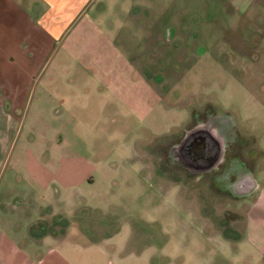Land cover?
I'll return each mask as SVG.
<instances>
[{
  "label": "rangeland",
  "instance_id": "1",
  "mask_svg": "<svg viewBox=\"0 0 264 264\" xmlns=\"http://www.w3.org/2000/svg\"><path fill=\"white\" fill-rule=\"evenodd\" d=\"M104 2L85 13L75 42L53 46L49 94L63 118L37 125L27 141L35 158L58 169L59 181L75 186L52 181L54 227L68 241L81 232L86 248L68 243L61 251L63 242L51 240L53 257L75 264L259 261L264 220L246 223L262 211L252 205L258 191L237 200L209 172L173 163L168 148L194 114L230 116L246 140L243 158L250 165L258 154L251 170L264 182V0ZM23 133L0 195L12 167L25 164Z\"/></svg>",
  "mask_w": 264,
  "mask_h": 264
},
{
  "label": "crops",
  "instance_id": "2",
  "mask_svg": "<svg viewBox=\"0 0 264 264\" xmlns=\"http://www.w3.org/2000/svg\"><path fill=\"white\" fill-rule=\"evenodd\" d=\"M99 5L104 8L106 3L104 0H0V177L22 132L24 150L19 155L26 156L25 164L12 167L8 174L11 179L6 180L4 187L7 190L0 195V264H75L61 255L53 257L56 250L50 246L51 240L57 245L63 242V248L59 246L61 251L68 243L73 248H86L84 242H78V237H83L81 232L68 241L54 227L60 224V218L52 210L53 200L49 196L52 181L65 189L75 188L74 184L59 181L58 169L52 172L45 159L35 158L32 144L27 141L33 137L37 125L63 118L49 94L52 75L56 73L46 72L53 46L75 42L82 33L79 29L84 25L85 13L97 10ZM69 56L78 58L76 54ZM78 118L80 121L79 113ZM262 149L257 151L259 156H264ZM255 158L245 166L254 178L251 167L254 168ZM255 180L257 188L250 196L235 199L249 198L258 191L257 202L252 205L262 211L249 213L251 219H245L246 223L253 220L258 224L264 220V207H260L264 206V182ZM53 218L55 223H51ZM256 251L261 259L251 264H264V246Z\"/></svg>",
  "mask_w": 264,
  "mask_h": 264
},
{
  "label": "flooded vegetation",
  "instance_id": "3",
  "mask_svg": "<svg viewBox=\"0 0 264 264\" xmlns=\"http://www.w3.org/2000/svg\"><path fill=\"white\" fill-rule=\"evenodd\" d=\"M209 116L206 115L205 117H200L194 114L193 123L184 131V135L182 136V138L176 141L177 143H173L172 145L169 146L168 156L171 157L170 159L173 163L176 162L175 164H177L178 161H180L183 162L185 165H190V162H192L191 157L189 159V157L187 156V159H185L182 156H180V154L178 155L177 151L176 154H172L170 150L173 146L179 144L182 141V139L185 137L187 132L195 128V126L197 125L200 126V128L202 129L200 130L201 132L210 131L211 130L210 126L205 125L207 123ZM211 132H212V137H214V139L211 138L212 143L214 144L213 145L214 150H212L213 152L211 151L212 153L210 155L217 154L221 151H223V155L220 161L218 162V164L209 171V174L212 177L214 184H216V186L221 191L223 190L227 191L228 188L233 187L235 183L241 181V178H243L239 166L242 165L244 168L245 166L248 167L246 160L243 158V150L247 146L245 144L246 140L240 137L237 128L234 131L233 127L227 128L224 123L218 124V127H216ZM196 134L197 133H195L194 135L192 134L188 137L186 141L188 143L185 142L186 144L184 143L181 147L182 151L186 149L187 153H189V148L190 147L193 148L195 143L198 141V139H196L197 136ZM181 150H179V152ZM210 155L207 154L206 156L207 158L205 160H202L201 164H203L204 166L210 165L212 163L210 159L214 156V155L213 156ZM172 158L174 160H172ZM186 169L190 172L189 168ZM226 193L228 194L229 192L227 191Z\"/></svg>",
  "mask_w": 264,
  "mask_h": 264
},
{
  "label": "water",
  "instance_id": "4",
  "mask_svg": "<svg viewBox=\"0 0 264 264\" xmlns=\"http://www.w3.org/2000/svg\"><path fill=\"white\" fill-rule=\"evenodd\" d=\"M220 123L226 124L227 128H231L233 126L230 116L210 115L208 117L207 123L205 124V125L210 126L211 128L210 131L201 132L200 130L202 129L200 128V126L197 125L195 126V128L187 132V134L182 139V141L179 144L173 146L170 152L172 154H176V151H177L178 155L180 154V156H182L185 159H187V156L189 157V159L191 157L192 162H190V165H185L183 162L178 161V164L185 168H189L190 172L192 173L202 174V173L209 172L211 169H213L218 164V162L220 161L223 155V151L217 154L210 155L213 152L212 150H214L213 149L214 144L212 143V139H214V137H212L211 131L214 130L216 127H218V124ZM195 133H197L196 139H198V141L195 143L193 148L189 146L190 147L189 153H187L186 149L182 151L181 150L182 145L187 141L190 135L192 134L194 135ZM179 150H181L180 151L181 153L179 152ZM207 154L210 156H213V155L214 156L210 159L212 163L208 166H204L201 163H202V160H205L207 158L206 157ZM242 167H243L242 165L239 166V169H241V173L243 176V178H241V181H238L235 184L233 183L234 186L227 189V191L231 194V196L235 198H243V197L250 196L257 188V182L255 178L253 177L252 173L249 170L242 168Z\"/></svg>",
  "mask_w": 264,
  "mask_h": 264
}]
</instances>
